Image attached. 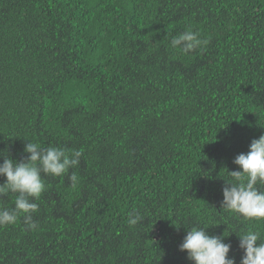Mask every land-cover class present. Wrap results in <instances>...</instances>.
<instances>
[{"label":"trees","instance_id":"16d2710c","mask_svg":"<svg viewBox=\"0 0 264 264\" xmlns=\"http://www.w3.org/2000/svg\"><path fill=\"white\" fill-rule=\"evenodd\" d=\"M189 28L209 42L184 55ZM262 134L264 0H0V163L28 141L83 150L43 177L36 230L0 227V264H193L192 227L240 264L264 221L221 209L223 188Z\"/></svg>","mask_w":264,"mask_h":264},{"label":"clouds","instance_id":"9594fccd","mask_svg":"<svg viewBox=\"0 0 264 264\" xmlns=\"http://www.w3.org/2000/svg\"><path fill=\"white\" fill-rule=\"evenodd\" d=\"M207 39H201L191 28L174 35L170 47L188 55L192 51L202 49L208 44ZM23 152L28 154L25 159L15 161L4 157L0 163V197L9 193L15 194L14 207H0V227L14 225L19 217L30 230H36L38 224L33 220V214L39 209L34 202L39 200L45 191L43 177H60L75 168L83 155L82 149H64L60 147H44L38 142L26 143ZM233 163L239 170L228 171L231 179L225 180L221 209L235 214L241 221H264V134L253 139L247 153L238 154ZM71 187L75 189L79 177L73 173L69 176ZM144 217L139 212L128 216L129 227H135ZM239 237V247L244 255L240 264H264V242L258 231L248 230ZM231 244L225 243L222 237L209 235L207 228L192 227L186 230V235L179 245V250L187 253V258L193 264H236L234 258H229Z\"/></svg>","mask_w":264,"mask_h":264}]
</instances>
